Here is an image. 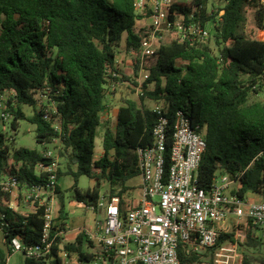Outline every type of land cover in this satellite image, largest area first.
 <instances>
[{
  "label": "trees",
  "instance_id": "1",
  "mask_svg": "<svg viewBox=\"0 0 264 264\" xmlns=\"http://www.w3.org/2000/svg\"><path fill=\"white\" fill-rule=\"evenodd\" d=\"M221 10L225 13L217 22ZM180 11L193 13L194 20L203 26L213 25L218 54L210 46L191 42L164 43L146 60L150 77L143 95L139 100L128 98L121 103L115 128H105L103 155L96 158L97 130L103 124L110 80L116 81L108 70L115 69L123 35L127 34L126 51L140 50L138 25L144 16L137 13L135 0H0V94L13 92L7 108L10 128L17 131L20 121L29 119L37 127L38 143L46 146L57 141L59 157L76 167L68 172L75 180L71 190L75 201L96 207L102 199L109 202L119 197L121 217L126 219L134 208H126V194L132 189L127 183L141 177L138 151L153 145L154 129L165 117L169 121L168 169L180 110L192 120L193 127L203 131L207 142L198 187L211 190L215 176L221 173L238 179L235 194L241 198L263 190L264 103L249 104V99L263 92L264 42L256 40L254 32L245 31L249 11H254L256 28H264L262 0H225L218 6L215 0H194ZM179 60L187 64L179 65ZM138 69L135 64L136 74ZM124 77L134 88V77ZM44 94L50 102L41 107L40 96ZM146 100L163 103L164 108L160 113L149 109ZM48 104L56 109V114L49 112L50 119L45 111ZM22 105L36 107L32 118L27 117ZM1 126L5 124H0V169L11 157L24 165L19 174L21 184H43L46 177L35 167L49 159L37 150L12 148L15 138ZM62 175L59 172V177ZM81 176L106 182L109 194L102 196L96 187L81 190L77 184ZM56 193L60 215L52 232V254L39 260L26 257L25 264H47L49 260L62 264V250L83 261L94 257L85 250L89 239L83 234L73 243H63L60 233L66 229V193L60 185ZM6 214L10 226L2 232L10 252L11 239L18 235L25 244L39 243L45 225L43 206L28 215L12 209H6ZM242 229L246 233L243 264H264V241L257 234L260 226L248 220ZM233 237V231L221 232L219 245L233 241ZM213 252L185 256V250L180 249L185 262L211 261Z\"/></svg>",
  "mask_w": 264,
  "mask_h": 264
},
{
  "label": "built area",
  "instance_id": "2",
  "mask_svg": "<svg viewBox=\"0 0 264 264\" xmlns=\"http://www.w3.org/2000/svg\"><path fill=\"white\" fill-rule=\"evenodd\" d=\"M193 1L135 0L137 13L144 16L138 25L140 50L117 53L115 69L108 70L116 80H110L111 89L124 82L129 84L124 74L129 77L135 75L134 88L140 96L143 95L145 83L150 77L145 67L146 60L160 50L166 37L169 41L214 48V37L209 30L212 24L203 26L194 20L193 13L180 11ZM212 13L213 10L209 12L210 15ZM224 13V10L220 11L217 22L222 21ZM255 39L264 42V28H257ZM128 62L134 68L130 73H124ZM135 64L139 67L137 74ZM12 95L13 92L0 94V121L5 125L11 121L7 108ZM40 99L41 107L50 102L45 94ZM163 106L154 109L160 113ZM45 111L48 112L47 119L51 117L49 112L56 114L53 104H48ZM168 126L169 121L165 117L160 118L154 129L153 145L138 151L142 178L140 203L128 211L126 219L121 217L119 197H113L109 202L102 199L96 207H90L93 211L104 212V220L98 224V232L85 230V234L89 240L102 244L103 250L91 260L84 261L62 250V264H243L246 233L240 227L241 220L264 225V188L257 193L259 199L256 201L246 196L241 198L235 194L240 185L238 179L221 173L215 176L211 190L198 187V173L207 142L203 131L193 127L192 120L181 110L176 114L170 167L167 169ZM55 127H59L58 120ZM40 153L49 159V162H40L35 167L37 173L46 177L43 184L30 187L21 184L19 174L24 165L11 157L4 161L3 169H0L1 230L10 226L6 209H13L15 202L22 197L31 207L30 213L36 212L38 206L45 209V225L38 244H25L19 235L13 237L10 243L12 253L22 252L27 258L35 260L47 259L52 254L55 240L52 232L60 215L56 193L60 185L58 154L50 148ZM230 216L236 217L233 241L219 245L221 232L230 233L222 227ZM180 249L185 250V256L191 252H214L211 261L185 262Z\"/></svg>",
  "mask_w": 264,
  "mask_h": 264
},
{
  "label": "rangeland",
  "instance_id": "3",
  "mask_svg": "<svg viewBox=\"0 0 264 264\" xmlns=\"http://www.w3.org/2000/svg\"><path fill=\"white\" fill-rule=\"evenodd\" d=\"M225 0H215V4L218 6L220 4H224ZM212 4V3H211ZM213 8H210V11H212ZM209 30L213 31V25L209 26ZM256 23H255V19H254V11H249L248 13V22L247 25L245 27V31L248 34H252L254 32V34H256ZM126 38H127V34L125 33L122 37V41H121V51L123 54H125L126 51ZM169 42V38L166 37L165 39V43ZM214 46V51L215 53L218 54V47H216V44H213ZM127 69H124V73H130L131 69H133L134 67L131 66V62H128ZM135 77V75H134ZM263 84H264V80H263ZM153 88V87H152ZM133 88V85H131L130 83H122L119 87H117L116 89H111V92L109 93V95H113L115 104L118 105V107H120L121 103L128 98H132V99H140V95L135 91ZM264 103V88H263V92L260 94H252L250 99H249V104L250 103ZM145 106L147 108H152L154 109L155 107H161L163 106V103H156V102H152L150 100H146L145 101ZM22 109L25 112V114L27 115L28 118H32L35 114V110L36 107L34 106H30V105H22ZM36 125L34 123H32L29 119H23L20 121V127L17 131H14L10 128L9 123H7L5 126H1V130H3L4 132L7 133L8 136H13L15 138V143L11 146L12 148H28V149H33V150H37L39 152L43 151L45 148H53V146L51 144H48L46 146L41 145L40 143L37 142L36 140ZM104 127L103 125H101L98 130H97V136H96V140H95V154H98L100 152L103 151V135H104ZM68 180H74V178L72 177H67ZM78 187L82 190L83 188L88 189L89 187L93 188L96 187L98 189H100L101 194L102 195H108L109 194V190L106 191V182H102L99 183L98 181H96L95 179H90L87 176H81L78 180ZM99 184V186H98ZM127 185L129 187H131L132 189L126 194V200H127V206L126 208H130L132 206H136L140 203V199L142 198V178L141 177H136L131 179ZM86 191V190H83ZM73 191H69L66 192V202H67V206H69L70 203V199L71 196L73 195ZM20 204H23V201H21ZM27 209H25L23 206L21 208L20 213L21 215H23V212H26ZM86 217L88 219L91 220V223L94 224V220L96 217H99L101 220H104V215H97L93 210H90L86 213ZM236 222V217L234 216H230L229 218H227V220L224 223V227L227 229H231L230 232H232L234 230V225ZM245 225H240L241 228H243ZM4 258V259H3ZM1 259H3V264H25L26 262V255L22 252H17V253H11L8 250L6 244H5V237L4 234L2 232V230L0 229V264ZM54 259V258H53ZM47 264H52L51 260H49L47 262Z\"/></svg>",
  "mask_w": 264,
  "mask_h": 264
},
{
  "label": "crops",
  "instance_id": "4",
  "mask_svg": "<svg viewBox=\"0 0 264 264\" xmlns=\"http://www.w3.org/2000/svg\"><path fill=\"white\" fill-rule=\"evenodd\" d=\"M126 47V46H125ZM119 52L121 51V47L119 49ZM179 65H185L187 64V62L179 60L178 61ZM111 92V88H109L108 94ZM118 110L119 107L118 105L115 104L113 95H108L107 100H106V108L104 109V111L102 112V125L104 127V129L109 126L110 128H115L116 126V118L118 115ZM53 146L52 150L58 154V151L55 149L56 146H58L57 141L54 142L53 144H51ZM51 149V148H50ZM103 155V151L95 154L96 158H99ZM58 159H59V163H60V172H62V176L60 177V188L63 192H69L72 190L75 182L73 180H68L67 177H72V174H69L68 172L70 170H76V167L74 165L70 166L67 161L62 158L59 157L58 155ZM107 187L106 191L109 190V185L106 183L105 184ZM94 188V187H93ZM88 189H92L91 187H89ZM83 188L82 190H88ZM142 189V186H141ZM102 195V194H101ZM104 196V195H102ZM246 197L249 200H258L259 199V194L257 193H253V192H249L246 194ZM12 198V197H11ZM67 198V197H66ZM22 199H24V197L20 198L19 201H16L14 208L12 210L17 211L18 213H20L19 210H21L22 206L27 209L26 212H23V215H27L30 212H32L31 207H29ZM21 201H23V204H20ZM59 201V200H58ZM106 202H108L107 200H105ZM60 205V202H59ZM66 210H67V219L65 220L64 224L66 229L60 233V236L63 239V243H73L76 241V239L78 238L79 235L83 234L87 237V235L85 234V230H89L93 233L98 232V224L102 221L99 217H96L94 220V224L91 223V220L88 219L86 216V213L92 209H90L89 206H87L84 203L75 201L72 196L70 199V203L69 206H67V202H66ZM98 216L99 215H104V212H102L101 210L98 211H94ZM247 223L246 220H241V225H245ZM236 224V222H235ZM235 226V225H234ZM224 229L226 230H231V229H227L224 227V225L222 226ZM234 228V227H233ZM258 236H261L263 241H264V225L260 226V229L258 231ZM88 238V237H87ZM62 248V246H61ZM85 250L86 252L92 254L94 257L101 253L103 250V246L102 244H100L97 240H89V243H87L85 245ZM12 252H10L11 254ZM4 259V258H3ZM3 262V260H2Z\"/></svg>",
  "mask_w": 264,
  "mask_h": 264
},
{
  "label": "water",
  "instance_id": "5",
  "mask_svg": "<svg viewBox=\"0 0 264 264\" xmlns=\"http://www.w3.org/2000/svg\"><path fill=\"white\" fill-rule=\"evenodd\" d=\"M0 124H1V121H0ZM98 186H99V184H98Z\"/></svg>",
  "mask_w": 264,
  "mask_h": 264
}]
</instances>
